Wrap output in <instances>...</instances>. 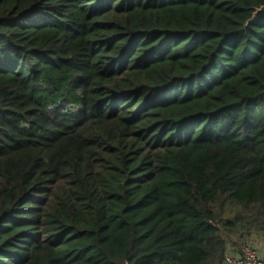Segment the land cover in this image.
<instances>
[{
    "label": "trees",
    "instance_id": "16d2710c",
    "mask_svg": "<svg viewBox=\"0 0 264 264\" xmlns=\"http://www.w3.org/2000/svg\"><path fill=\"white\" fill-rule=\"evenodd\" d=\"M262 6L0 0V264H222L264 236Z\"/></svg>",
    "mask_w": 264,
    "mask_h": 264
},
{
    "label": "built area",
    "instance_id": "2783aa9c",
    "mask_svg": "<svg viewBox=\"0 0 264 264\" xmlns=\"http://www.w3.org/2000/svg\"><path fill=\"white\" fill-rule=\"evenodd\" d=\"M222 264H264L257 249L249 243H243L237 254L226 253Z\"/></svg>",
    "mask_w": 264,
    "mask_h": 264
},
{
    "label": "crops",
    "instance_id": "0c3cea01",
    "mask_svg": "<svg viewBox=\"0 0 264 264\" xmlns=\"http://www.w3.org/2000/svg\"><path fill=\"white\" fill-rule=\"evenodd\" d=\"M256 246H254L259 255L263 258L264 257V236L262 235V233H256ZM237 250L238 248H228V253H233V254H237Z\"/></svg>",
    "mask_w": 264,
    "mask_h": 264
},
{
    "label": "rangeland",
    "instance_id": "374dc122",
    "mask_svg": "<svg viewBox=\"0 0 264 264\" xmlns=\"http://www.w3.org/2000/svg\"><path fill=\"white\" fill-rule=\"evenodd\" d=\"M231 214H227V216H230ZM256 233L255 232H253L250 236H249V238H247L245 241H240V242H236L235 244H233V243H231L230 241H229V243H228V248H239L240 246H242V244L243 243H249V244H251L252 246H256ZM227 252H230V251H228L227 250Z\"/></svg>",
    "mask_w": 264,
    "mask_h": 264
},
{
    "label": "water",
    "instance_id": "95a60500",
    "mask_svg": "<svg viewBox=\"0 0 264 264\" xmlns=\"http://www.w3.org/2000/svg\"><path fill=\"white\" fill-rule=\"evenodd\" d=\"M262 14H264V6H262L259 10L256 11V13L254 14V17H257Z\"/></svg>",
    "mask_w": 264,
    "mask_h": 264
}]
</instances>
